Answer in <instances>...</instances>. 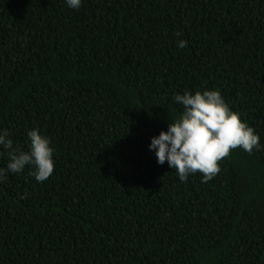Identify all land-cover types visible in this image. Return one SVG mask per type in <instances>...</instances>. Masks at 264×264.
Returning a JSON list of instances; mask_svg holds the SVG:
<instances>
[{"label":"trees","instance_id":"obj_1","mask_svg":"<svg viewBox=\"0 0 264 264\" xmlns=\"http://www.w3.org/2000/svg\"><path fill=\"white\" fill-rule=\"evenodd\" d=\"M205 89L260 146L182 182L148 145ZM3 129L55 168L0 183V264H264V0H0Z\"/></svg>","mask_w":264,"mask_h":264},{"label":"clouds","instance_id":"obj_2","mask_svg":"<svg viewBox=\"0 0 264 264\" xmlns=\"http://www.w3.org/2000/svg\"><path fill=\"white\" fill-rule=\"evenodd\" d=\"M71 9H79L82 0H66ZM187 41L178 40L177 47L183 49ZM173 100L183 111L176 119H171L166 130L151 137L148 145L156 156L157 163H168L180 181L186 182L190 175L199 172L201 182H208L219 171V161L230 150L242 148L252 153L260 146V137L240 115L225 102L218 89L202 92L185 90L177 93ZM27 150L14 147L7 129L0 130V155L7 153V163L0 167V183L6 181L9 173L18 174L29 170L37 182H44L53 174L55 161L51 140L38 129L27 133ZM21 198H27L25 194Z\"/></svg>","mask_w":264,"mask_h":264}]
</instances>
